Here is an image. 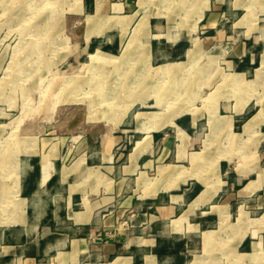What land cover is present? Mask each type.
<instances>
[{
	"label": "crops",
	"instance_id": "obj_1",
	"mask_svg": "<svg viewBox=\"0 0 264 264\" xmlns=\"http://www.w3.org/2000/svg\"><path fill=\"white\" fill-rule=\"evenodd\" d=\"M173 1L184 28L172 14H124L130 0H82L96 16L83 49L113 54L102 21L146 17L143 66L159 77L215 53L189 103L153 97L101 120L89 109L41 132L0 105V264H207L214 250L264 264V0Z\"/></svg>",
	"mask_w": 264,
	"mask_h": 264
},
{
	"label": "rangeland",
	"instance_id": "obj_2",
	"mask_svg": "<svg viewBox=\"0 0 264 264\" xmlns=\"http://www.w3.org/2000/svg\"><path fill=\"white\" fill-rule=\"evenodd\" d=\"M81 1L0 0V105L10 108L11 117L18 122L28 119L35 132L47 126L50 130L56 126L64 129L77 123L85 110L96 112V119L101 120L113 111L142 110V105L151 103L153 97H157L154 105L170 110L191 101L188 87L192 79L197 89L206 86L200 81L207 76L205 64L212 58L215 61V53L200 52L196 55L198 65L188 68L187 74L180 72L171 77H159L143 66L150 59L147 37L141 40L146 36V17L139 23L136 16L123 21L115 17L104 19L102 25L107 27L109 36H105L111 45L102 46H112L111 53L115 55L98 50L93 53V48L85 51L84 27L87 24V40L96 16L85 19L79 13ZM129 5L124 14H172L173 18L167 20L178 28H184L187 22L174 17L181 10L177 1L158 0L137 7L136 0H130ZM119 28L123 31L120 47ZM192 55L189 53L190 58ZM125 62L127 67L115 66ZM212 74L215 78L216 73ZM113 116L118 118L119 114ZM8 131L3 130L0 141L8 138ZM225 254L222 257L214 250L207 264H232V257Z\"/></svg>",
	"mask_w": 264,
	"mask_h": 264
},
{
	"label": "bare ground",
	"instance_id": "obj_3",
	"mask_svg": "<svg viewBox=\"0 0 264 264\" xmlns=\"http://www.w3.org/2000/svg\"><path fill=\"white\" fill-rule=\"evenodd\" d=\"M141 1H142V0H141ZM86 34H87V33H86ZM88 34H89V33H88ZM108 58H109V57H108ZM108 58H107V60H109ZM148 60H149V59H148ZM113 94H114V93H113ZM113 97L115 98V96H113ZM110 98H111V97H110ZM133 101H134V100H133ZM3 212L6 213V216L8 215V214H7L8 212H6L5 210H4Z\"/></svg>",
	"mask_w": 264,
	"mask_h": 264
}]
</instances>
